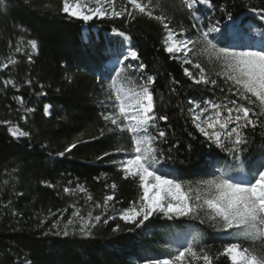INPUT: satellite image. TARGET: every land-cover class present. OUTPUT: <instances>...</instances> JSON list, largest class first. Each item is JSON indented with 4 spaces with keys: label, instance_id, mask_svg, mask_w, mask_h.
I'll return each mask as SVG.
<instances>
[{
    "label": "trees",
    "instance_id": "trees-1",
    "mask_svg": "<svg viewBox=\"0 0 264 264\" xmlns=\"http://www.w3.org/2000/svg\"><path fill=\"white\" fill-rule=\"evenodd\" d=\"M122 3L116 0L117 9ZM179 3L153 0L154 6L159 5L155 14L162 9L174 25L189 28L192 17L177 10ZM198 7L202 11L196 14L205 31L219 22L232 43L264 48L263 36H248L254 29L264 31V22L258 18L264 0H211L210 7ZM225 8L231 20L223 15ZM84 25L88 34L83 32ZM229 25L234 26V35ZM120 32L129 43L114 34ZM218 35L211 33L210 38ZM162 38L160 24L145 16L131 21L110 16L83 21L63 13L62 0H5V7L0 8V264H146L175 255L194 232L201 233L197 250L203 248L213 255L229 242L206 219L201 223L153 216L139 228L120 219L124 209L139 201L142 190L137 180L124 178L114 163L124 159L115 150H129L130 141L109 132L101 113L112 94L108 73L119 67L109 63L123 61L129 48L140 58L125 65L133 69L145 65L143 74L155 77L156 114L169 117L159 121L167 133V143L161 147L171 154L170 160L162 161L164 171L186 185L209 179L217 168L232 163L227 152L188 136L193 132L189 109L235 97L226 88L222 92L194 86L184 75L183 69L189 66L163 50ZM29 40L38 42L36 50L26 46ZM201 60L206 71L219 70L206 57ZM10 128L29 135L14 137ZM245 134L250 140L242 157L247 170L264 159V126ZM72 144L76 147L70 148ZM113 183L117 187L109 188ZM108 195L114 199L105 204ZM74 212L85 219L91 213L101 220L93 219L91 234L84 235ZM69 219L73 224L65 236ZM117 225L119 231H115ZM215 264L228 261L220 256Z\"/></svg>",
    "mask_w": 264,
    "mask_h": 264
},
{
    "label": "snow or ice",
    "instance_id": "snow-or-ice-1",
    "mask_svg": "<svg viewBox=\"0 0 264 264\" xmlns=\"http://www.w3.org/2000/svg\"><path fill=\"white\" fill-rule=\"evenodd\" d=\"M198 5L210 7L211 0H180L176 6L183 15L192 17L189 28L174 25L162 9L160 14H155L159 5L154 6L153 0H123L118 9L116 0H62V11L83 21L109 16L129 21L138 16L148 17L158 22L163 29V50L189 66L183 71L194 86H211L220 88L222 92L226 88L235 97L225 96L220 103L209 101L203 106L194 104L189 109L193 132H189L188 136L194 141L200 137L203 143L227 152L232 163L217 168L209 179L185 185L164 171L162 161L170 160L171 154L161 147L167 143V133L160 129L159 121H167L169 117L156 114L152 88L155 77L143 74V63L134 69L131 64L125 65V61H138L140 58L139 53L131 48L123 53V61H117L119 67L109 71L112 94L106 98V111L101 113V117L106 125H110L109 132L120 133L130 141V150H115L124 159L114 163L124 178L137 180L142 190L139 201H134L131 207L124 209L120 219L137 228L144 226L153 216H163L169 220L181 217L200 220L201 223L206 219L229 240L221 252L213 255L203 248L197 250L201 233L194 232L186 244L175 250V255L149 260L146 264H193L194 261L197 264H215L220 256L226 257L228 264H264V159L247 170L242 159L250 143L246 130L264 126V48L232 43V37L218 27L219 22L205 31L200 23L201 17L196 14L202 11ZM4 7L5 0H0V8ZM222 11L229 20L232 19L226 8ZM258 14L264 18V8ZM211 33L219 35L210 38ZM119 34L125 35L123 32ZM243 38L241 35L240 39ZM26 46L36 50L38 42L29 40ZM22 50L16 49L18 52ZM202 57H206L207 62L219 70L206 71ZM28 58L31 59V56ZM11 63L13 61L9 60ZM130 71L132 75L140 74L138 84L129 76ZM47 111L48 106H45ZM208 113L211 114L205 115ZM9 131L14 137L29 135L12 128ZM75 147L76 144L70 146ZM191 147L189 144L188 148ZM70 148L65 151H70ZM233 172L237 175L229 174ZM108 187L115 189L117 186L113 183ZM79 190L85 191L82 187ZM65 191L70 189L66 188ZM104 199L106 204L114 196L108 195ZM96 207L102 205L97 204ZM73 215L80 218L79 230L84 235L91 234V228L95 226L93 219L96 222L101 220L100 216L92 217L91 213L87 219L80 216L79 212ZM72 224L73 220L69 219L63 235H69L67 229ZM119 230L120 226L117 225L115 231Z\"/></svg>",
    "mask_w": 264,
    "mask_h": 264
},
{
    "label": "rangeland",
    "instance_id": "rangeland-1",
    "mask_svg": "<svg viewBox=\"0 0 264 264\" xmlns=\"http://www.w3.org/2000/svg\"><path fill=\"white\" fill-rule=\"evenodd\" d=\"M95 18V17H94ZM258 18L259 19H261L263 22H264V18H262L260 15H258ZM239 23V22H238ZM83 32L85 33V34H88L89 33V29H88V26L87 25H84L83 27ZM234 26H232V25H229V32H230V34L231 35H234ZM94 31L96 32L97 31V29L96 28H94ZM253 33L256 35V36H263L264 37V31H261V30H258V29H254L252 32H249L248 33V36L249 37H252L253 36ZM114 34H116V35H118V36H121L122 38H124V39H126L128 42H129V40L123 35H120L119 33H114ZM237 44V43H236ZM254 45L256 46V47H260L258 44H256V43H254ZM117 61L118 60H115L114 62H112V63H109V65H117ZM140 74L139 73H136V75H132V73L131 74H129V76L131 77V79L135 82V83H139L140 82V79H139V76ZM124 84H125V86L127 87L128 86V84H127V82L126 81H124L123 82ZM117 86H119V84L117 85ZM211 113H208V114H205V115H210ZM202 119H203V117H202ZM130 150V149H129ZM126 151H128V150H126Z\"/></svg>",
    "mask_w": 264,
    "mask_h": 264
}]
</instances>
